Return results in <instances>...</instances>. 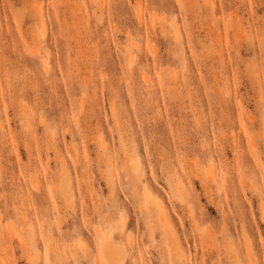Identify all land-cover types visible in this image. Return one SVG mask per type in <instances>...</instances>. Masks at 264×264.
Returning <instances> with one entry per match:
<instances>
[{"label":"rangeland","instance_id":"374dc122","mask_svg":"<svg viewBox=\"0 0 264 264\" xmlns=\"http://www.w3.org/2000/svg\"><path fill=\"white\" fill-rule=\"evenodd\" d=\"M0 264H264V0H0Z\"/></svg>","mask_w":264,"mask_h":264},{"label":"bare ground","instance_id":"6f19581e","mask_svg":"<svg viewBox=\"0 0 264 264\" xmlns=\"http://www.w3.org/2000/svg\"><path fill=\"white\" fill-rule=\"evenodd\" d=\"M112 250H110V249H106V250H104V253H105V255L107 256V257H109L110 259H112L113 258V256H111L112 255ZM116 261V260H115Z\"/></svg>","mask_w":264,"mask_h":264}]
</instances>
